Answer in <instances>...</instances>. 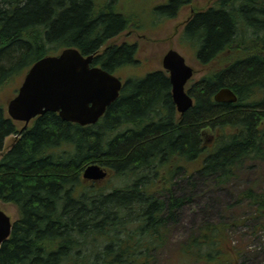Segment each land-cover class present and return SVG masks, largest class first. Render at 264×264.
<instances>
[{"label":"trees","instance_id":"16d2710c","mask_svg":"<svg viewBox=\"0 0 264 264\" xmlns=\"http://www.w3.org/2000/svg\"><path fill=\"white\" fill-rule=\"evenodd\" d=\"M115 1L0 0V88L40 56L68 45L97 53L94 64L109 71L135 63L137 43L110 41L131 27ZM180 1L162 8L175 9ZM229 1L198 13L185 28L198 39L202 62L225 63L192 83L195 103L184 114L176 109L168 72L157 69L128 78L95 124L48 111L21 132L0 158V200L20 211L0 248V264H156L169 221L190 200L174 194L177 173L184 172L188 186L196 175L226 185L249 161H264V95L258 96L264 94V40L241 37L242 19L254 20L261 3ZM223 86L238 95L236 102L214 99ZM11 134H19V126L0 103V154ZM94 162L125 185L106 191L86 182L83 171ZM235 202L250 214L204 222L182 243L184 259L243 264L253 255L235 244L231 228L252 219L264 236V192L249 186Z\"/></svg>","mask_w":264,"mask_h":264},{"label":"rangeland","instance_id":"374dc122","mask_svg":"<svg viewBox=\"0 0 264 264\" xmlns=\"http://www.w3.org/2000/svg\"><path fill=\"white\" fill-rule=\"evenodd\" d=\"M141 1L143 0H122V9H125L124 11L130 18H133V21L130 22L131 27L121 32L113 40L117 43L124 41L137 43V61L118 68L115 74L127 80L130 77H142L155 69H163L162 59L170 48H175L184 54L187 62L195 68L194 76L186 85L187 89L209 71L224 65L225 62L222 63L219 60L202 62L197 52L198 45L195 43V40L198 39L196 37L190 39L183 33L185 29L181 21L189 14V6L184 7L179 14L172 15L170 20L166 21L167 14L165 13L167 12L141 9ZM101 2L103 0H100ZM195 2L202 6L210 2L214 3L215 0H195ZM132 4L135 7H132ZM20 78L14 77L12 82L0 88V103L6 105L14 96L13 94L19 87ZM23 125V122L18 123L19 128ZM15 136L12 134L6 137L4 150L14 143ZM207 142L209 144L212 140ZM113 174L111 172L108 179L98 182L97 187H104L107 191L115 186L125 185L126 180L116 179ZM194 174L196 175V172ZM188 182L183 171L175 175L172 187L174 194L176 196L185 195L190 200L178 210L177 220L169 221L168 230L170 232L166 243L156 253V264H205L184 259L180 253L182 243H187L189 237L197 232L198 227L204 222L216 223L223 219L239 221L248 216L251 209L243 208L235 201L239 192L249 186H254L257 190L264 192V161H249L226 185H218L210 177L201 178L197 175L191 179V183H194L193 186H188ZM175 183L177 184L175 185ZM188 196L190 197L188 198ZM0 208L9 214L13 221L20 217L18 206L12 202L0 200ZM227 216L232 219H228ZM253 222L254 220L250 219L245 224L234 225L231 228L233 239L235 244H240L253 253L251 257L242 259L243 264H264V236L262 231L255 232Z\"/></svg>","mask_w":264,"mask_h":264},{"label":"water","instance_id":"95a60500","mask_svg":"<svg viewBox=\"0 0 264 264\" xmlns=\"http://www.w3.org/2000/svg\"><path fill=\"white\" fill-rule=\"evenodd\" d=\"M94 54L85 56L76 47H66L59 54L45 55L29 68L19 92L8 103L10 115L27 123L35 116L57 111L64 120L82 125L96 123L114 102L122 89L121 78L107 69L92 65ZM163 66L170 72L172 96L181 113L193 106L194 100L186 83L195 69L176 49L164 56ZM217 101L235 102L237 94L229 86L214 95ZM108 175L100 164L84 170L86 180L101 181ZM13 222L0 209V247L11 236Z\"/></svg>","mask_w":264,"mask_h":264},{"label":"flooded vegetation","instance_id":"af4514ba","mask_svg":"<svg viewBox=\"0 0 264 264\" xmlns=\"http://www.w3.org/2000/svg\"><path fill=\"white\" fill-rule=\"evenodd\" d=\"M174 0H143L141 1V9H145V10H152V11H159V12H167L165 14L166 17V21L170 20V17L174 14H179L180 10L183 9L184 7L189 6V14L183 18V20L181 21V24L183 26V28H186L189 24L190 21H192V19L195 18V16L198 13H206L208 12L210 9L216 8V9H223L225 7H227L228 5L231 4V2L228 0L226 3L223 4V0H215L214 3H208L207 5H202L199 6L197 5V3L195 2V0H178L180 1L178 3V6L175 9H163V6H167L170 3H172ZM259 3H261V5H263L261 8V5L256 4V6H254V11H253V15H254V20H250L248 23L247 20H245V18L242 19V29L246 30L245 32H243L241 37H246V38H254V39H259L261 41L264 40V2L262 3V1L264 0H257ZM138 2V1H137ZM177 4V2H176ZM115 5H117L118 7H122V0L117 1L115 3ZM132 7H135L134 4H132ZM258 7V8H257ZM137 8V7H136ZM227 11V9H226ZM164 17V16H162ZM174 17V16H173ZM131 25H133L131 23ZM257 27H262V30H258ZM263 33V34H261ZM264 53V50H260V54ZM263 93L260 91V93L258 94V96L260 97V99L263 97Z\"/></svg>","mask_w":264,"mask_h":264},{"label":"bare ground","instance_id":"6f19581e","mask_svg":"<svg viewBox=\"0 0 264 264\" xmlns=\"http://www.w3.org/2000/svg\"><path fill=\"white\" fill-rule=\"evenodd\" d=\"M0 43H1V39H0Z\"/></svg>","mask_w":264,"mask_h":264}]
</instances>
